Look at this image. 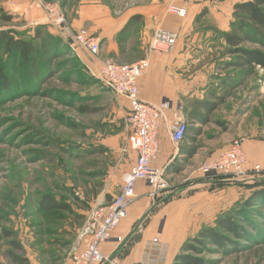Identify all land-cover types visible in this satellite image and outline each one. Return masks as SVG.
<instances>
[{"label":"rangeland","instance_id":"obj_1","mask_svg":"<svg viewBox=\"0 0 264 264\" xmlns=\"http://www.w3.org/2000/svg\"><path fill=\"white\" fill-rule=\"evenodd\" d=\"M141 1L0 0V32L14 30L29 39L36 27L46 25L56 35L55 25L32 20L33 9L45 13L47 8L71 42L79 21L82 29L97 37L93 27L99 21L120 19L130 9L142 7ZM141 29L139 21L125 53L111 59L103 53L100 59L93 57L74 45L86 67L60 47L59 66L37 81L25 77L20 58L9 59L0 50V68L11 82L6 86L0 77V264H10L6 257L10 241L22 245L30 264H71L73 253L81 248L79 235L85 217L97 206L93 205L98 196L106 188L120 192L117 160L105 144L118 142L119 135L121 144L125 142V135L130 134L129 106L100 77V61L120 65L139 61L150 45L143 43ZM220 44L204 54L213 73L207 89L226 96L212 122L197 136L201 153L212 150L217 154L237 140L264 138V70L257 68L247 76L223 70L229 58L220 60ZM166 180L168 188L179 182ZM233 186L235 194L229 199L235 202L227 211L250 195L245 186ZM44 196L72 210L43 212L39 204ZM256 221L259 225L247 226L253 239L230 236L233 243L224 249L195 244L199 252L184 254L200 264H264V218Z\"/></svg>","mask_w":264,"mask_h":264},{"label":"crops","instance_id":"obj_2","mask_svg":"<svg viewBox=\"0 0 264 264\" xmlns=\"http://www.w3.org/2000/svg\"><path fill=\"white\" fill-rule=\"evenodd\" d=\"M142 1L139 2L142 7L130 9L120 19L108 17L103 23L99 21L93 28L98 33L95 37L100 42L101 54L110 59L120 52L117 35L135 16L141 17L140 33L143 43L149 44L154 34L160 30L172 31L179 35L171 53H149L148 50L146 55L141 57L140 60H149L150 67L139 80L141 99L145 103L169 104L158 131V158L153 162V166L164 168L169 180L179 179V182L174 185L171 183L172 187L167 189L155 191L146 181H138L136 200L130 206L128 216L117 227L113 239L101 245V251L106 257L114 260L115 264H142L146 244L154 237L160 236L168 246L167 264H175L177 256L182 253L183 245L196 238L203 227L212 226L219 212L227 211L235 202L234 199H229L232 193L235 194L233 185H227L228 182L223 180L217 181L214 186L213 180H210L212 177L201 172L203 164L216 154H213L212 150L201 153L199 149L197 154L190 157L186 154V149L181 151L184 143H173L171 126L176 112L181 111L184 115V107L190 101L207 97V88L213 73L204 54H208L218 45V32L229 30L233 7L241 0ZM169 3L185 8L188 12L186 18L169 14ZM203 11L205 15L198 21L197 18ZM32 20L49 23L46 14L38 8L32 10ZM79 22L76 23L78 27L75 26L76 33L82 29ZM62 33L71 38L65 32ZM128 137L129 135H125L123 144L122 135L117 137L118 142L111 140L105 144L115 155L119 177H123L131 169L137 158L136 152H123ZM242 148L250 169L255 165L264 167V138L245 139ZM176 170L178 171L175 172ZM120 182L122 187V178ZM118 193L110 188L104 189L93 206L111 202Z\"/></svg>","mask_w":264,"mask_h":264},{"label":"trees","instance_id":"obj_3","mask_svg":"<svg viewBox=\"0 0 264 264\" xmlns=\"http://www.w3.org/2000/svg\"><path fill=\"white\" fill-rule=\"evenodd\" d=\"M204 15L205 11L200 14L197 20L199 21ZM139 21H141L140 16L131 18L117 35L119 53H125V45L130 40L135 24ZM55 31L57 36L48 30V26L39 25L34 29V33L29 39L24 38L14 30L1 31L0 50L9 59L20 58L25 77L32 81L48 76L59 66L56 61L60 58L64 48L66 52L73 55L76 62L85 66L83 58L71 40L58 29ZM217 37L219 43L221 42L222 58L220 60L229 58L225 60L223 70L233 69L244 76L252 74L257 68L264 70V0H241L237 2L233 7L229 30L218 32ZM60 47L63 49L61 50ZM3 71L4 69L0 68L1 80L3 84L10 86L9 77ZM232 85L234 87V83ZM223 96L211 91L208 92L206 98L190 101L184 107L183 113L187 123V132L181 143V145L185 144L181 148L182 152L183 149H186V154L190 157L197 154L200 149L197 136L201 134L203 127L212 122V115L224 102L226 95ZM218 124L221 125V123ZM197 125L200 127H196ZM223 180L225 178L218 177L213 180L212 185ZM233 184L245 186L250 191V195L242 204L220 215L214 225L203 227L196 238L185 243L182 247V254L177 256L175 264H200L201 261L184 254L185 252H199L200 249L195 244L200 246L210 244L224 249L228 244L233 243L230 236L237 240L253 239L247 231V226L253 223L255 227L259 225L256 218H264V176H257L252 183L236 182L227 185ZM39 208L46 213L72 210L69 205L59 203L48 196L41 199ZM7 235L11 237L10 234ZM10 248L6 252L10 264H30L20 243L10 241Z\"/></svg>","mask_w":264,"mask_h":264},{"label":"built area","instance_id":"obj_4","mask_svg":"<svg viewBox=\"0 0 264 264\" xmlns=\"http://www.w3.org/2000/svg\"><path fill=\"white\" fill-rule=\"evenodd\" d=\"M51 24L63 32L53 12L45 8ZM167 12L179 18H186L187 10L175 3H169ZM179 35L172 31L156 32L149 45V53L167 54L175 48ZM73 45L86 49L93 57L100 59V42L90 31L81 29L75 34ZM150 67L149 60L142 59L131 65L117 64L112 60H101L99 75L117 95L124 97L129 104L130 134L124 154L137 153L135 164L122 177V187L118 195L109 203L95 206L87 215L79 238L81 248L72 256L71 264H115L101 251V245L113 239L117 227L128 216L130 206L136 200L138 181H146L155 191L168 188L164 168L153 166L158 158V131L169 108L167 102L150 105L141 99L139 80ZM187 132L185 116L181 111L174 114L171 138L179 145ZM244 139L237 140L228 149L220 151L207 160L201 172L208 177L225 178L228 183L252 182L257 175L264 176V167L255 165L251 169L243 151ZM168 246L160 236L148 241L142 264H167Z\"/></svg>","mask_w":264,"mask_h":264}]
</instances>
